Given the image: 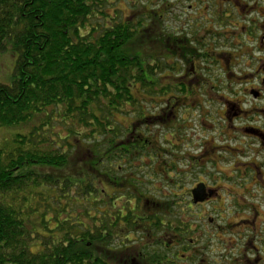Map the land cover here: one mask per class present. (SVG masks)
<instances>
[{"label":"flooded vegetation","instance_id":"obj_1","mask_svg":"<svg viewBox=\"0 0 264 264\" xmlns=\"http://www.w3.org/2000/svg\"><path fill=\"white\" fill-rule=\"evenodd\" d=\"M130 5L159 103L116 136L119 196L97 203L113 207L116 264H264V0Z\"/></svg>","mask_w":264,"mask_h":264},{"label":"trees","instance_id":"obj_2","mask_svg":"<svg viewBox=\"0 0 264 264\" xmlns=\"http://www.w3.org/2000/svg\"><path fill=\"white\" fill-rule=\"evenodd\" d=\"M107 1L0 0V55H17L12 84L0 82V130L31 125L0 144V264L116 261L113 207L97 204L116 197L97 183L115 186L108 176H116L123 128L114 115L151 102L144 72L152 68L140 63L120 12L104 17ZM138 86L148 91L141 105ZM71 139L90 149L77 151ZM75 202L87 224L72 218Z\"/></svg>","mask_w":264,"mask_h":264},{"label":"rangeland","instance_id":"obj_3","mask_svg":"<svg viewBox=\"0 0 264 264\" xmlns=\"http://www.w3.org/2000/svg\"><path fill=\"white\" fill-rule=\"evenodd\" d=\"M108 1H109V3L106 4V7L104 9V12L106 14V15H104V17H106L107 20H109L112 17L114 19H116V13H118L119 9L122 10L124 12V14L128 16L129 15V10L131 9L130 3L133 2L134 0H108ZM122 14L123 13L120 12V16H122ZM91 22H92L94 27H98V26L102 27L104 25L103 19H94ZM87 33H88V31L86 32V34ZM16 61H17L16 53H14V55H13L9 51V52H6V53H3L2 55H0V82L2 84H4V85H11L12 84L13 79H14ZM138 88H139V86H138ZM139 89H135L134 96L140 102L139 105H141V104H144V103H141L142 102L141 100L144 99L143 97L145 96V94L143 95L139 91ZM158 103L159 102L151 100V102L149 104H151L152 106H155ZM125 111H129V110H125ZM114 116H115V119H116V114ZM118 120H119L120 126L122 128H123V125L129 126L131 121H132L130 118H128L125 115L124 116L118 115ZM38 123L39 122L36 119L34 121V123H33V127L35 125H37ZM54 125H56L55 132L58 135H62L63 137L68 135V131L64 127H61V125H58V123H55ZM30 128H31V125L28 124V125H26V127H20V128H14L13 127V128L1 129L0 130V144L3 143L1 141L5 140L7 138L8 139L12 138V136L17 134V133H27L30 130ZM70 142H72V146H73L74 149H75V147L79 149L77 151L81 150V151L85 152V150H89L90 149L89 145L87 144V140H83L82 142H79L76 139H74V140L71 139ZM82 146H83V148H82ZM67 150H69V148H67ZM108 163H109L108 161L105 162V164H108ZM81 168H82V166L79 167V170ZM102 169L105 170L106 168L102 167ZM69 175H70L69 171H66V173H64V176H66V177H68ZM72 176H74V175H72ZM77 181H81V178L78 179ZM159 185L160 184H157L156 186L159 187ZM97 187H98L99 190H103V191H105V193L107 192L109 195H112V196H115V197L119 196V195H116V191H115L116 189L112 188L111 186H109V184L106 183V182L104 184L101 183V181L98 182L97 183ZM152 189H154V188L152 187ZM100 193H103V192L100 191ZM101 196L102 195H100V198H101ZM79 204H80L79 202L72 203V207H74V213H72V218H75L76 220H80L84 224H87L88 220H86L84 218L83 214L81 213L82 207H79ZM77 208H78V210H77ZM76 216H78V217H76ZM114 232H116V231H114ZM134 235L136 236V233H134V231L132 230V232L128 236H134ZM186 235L188 236L189 234H186ZM128 236L126 235L123 238H126ZM125 244H128L127 241H125ZM40 248H41V246L37 244L34 249H40ZM114 263H116V261L113 262L112 264H114Z\"/></svg>","mask_w":264,"mask_h":264}]
</instances>
